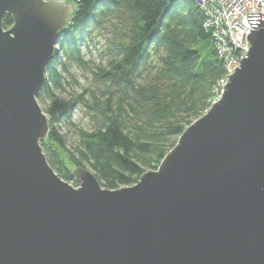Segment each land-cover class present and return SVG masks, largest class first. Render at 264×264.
<instances>
[{"label": "water", "instance_id": "obj_1", "mask_svg": "<svg viewBox=\"0 0 264 264\" xmlns=\"http://www.w3.org/2000/svg\"><path fill=\"white\" fill-rule=\"evenodd\" d=\"M64 1L0 0V264H264L261 12H248L261 27L222 98L157 170L107 189L83 166L71 185L41 145L37 97L74 12Z\"/></svg>", "mask_w": 264, "mask_h": 264}, {"label": "trees", "instance_id": "obj_2", "mask_svg": "<svg viewBox=\"0 0 264 264\" xmlns=\"http://www.w3.org/2000/svg\"><path fill=\"white\" fill-rule=\"evenodd\" d=\"M71 1L76 11L59 41L62 56L48 65L38 96L49 119L41 145L70 183L77 184L72 172L83 166L104 188L133 186L143 173L158 169L186 128L209 109L212 89L226 75L223 58L193 0ZM13 23L7 13L3 27ZM95 31L106 41L107 63L94 72L98 86L88 96L64 97L66 61L86 65L81 46ZM202 43L211 46L206 54ZM79 104L90 129L71 119ZM63 125L73 127L71 144Z\"/></svg>", "mask_w": 264, "mask_h": 264}, {"label": "rangeland", "instance_id": "obj_3", "mask_svg": "<svg viewBox=\"0 0 264 264\" xmlns=\"http://www.w3.org/2000/svg\"><path fill=\"white\" fill-rule=\"evenodd\" d=\"M67 1H69L72 4V6L74 7V12L71 14L70 19L67 21V23H66V25L64 27L65 29L63 28L64 30L62 29V31H61V36H60V38L58 40V43L55 46V49H56L55 55H54V58L51 60V62L55 59V57H57V56L59 57V55H61V50H60L61 46L59 45V41H60L62 35L64 34V32L66 31V28L68 29L69 26H71L72 23H73L72 19L74 17L73 15H74V13L76 11V4H74L71 0H65L64 3H66ZM193 1L196 3V5H198V1L197 0H193ZM198 7H199V5H198ZM13 25H14V23L12 24V26ZM12 26H10L8 29H5L4 27L3 28L6 31V30H10V28ZM260 27L261 26H259L258 28H255V30H258ZM204 28L210 32L214 43L217 44V40L216 39H219L218 36H217L220 33L219 28L218 27L217 28L216 27H209L208 28L206 26V24H204ZM80 40H81V37H80ZM87 42H88V45H87ZM87 42L86 43L84 42L83 45L81 46V52H82V54L84 56V60L86 61V65L85 66L79 65L76 62L74 63L72 61H68V60L66 61V63H67L66 70H68V71L62 73L63 77H65V80H64L65 89H64V91H62L61 95L64 96V97H66V96L69 97L73 93H77V94L85 93L86 96H88L90 94V92L93 89H96L97 86H98V83L94 79V72L96 70H98V67H99L100 64L105 65L107 63L105 58L102 55V51L106 49V41H105V38H104L103 34H100V33H98V31L97 32L95 31L93 33V37H92L91 41L89 40ZM248 42H249V48H250V46H251L250 45V41L248 40ZM216 47H217V45H216ZM210 48H211V46L208 43H202L200 45V49H201L203 54H206V52H208L210 50ZM222 48L224 49V52H226V53L231 52V51H227L224 47H222ZM238 49H240L241 51L242 50L246 51L248 49V46H247L245 40H244V42L240 41V46L238 47ZM237 51H239V50H237ZM237 51H235V53L231 52V55H230L231 60H237V56H238V54H237L238 52ZM244 57H246V56H244ZM223 61H224L225 70H227L226 66H227V63H228L229 60H224L223 59ZM240 64H241L240 62L236 63V65L238 67H240ZM46 79H47V75H46ZM225 79L226 80L228 79V81H229V78L227 77V73H226V75L223 78H221L214 85V87L212 89V93H211L212 95H211V97L208 100V102L211 103V106L213 105V103L219 101L222 98L223 89H222V86L220 84H222V81L225 80ZM224 91H223V93H224ZM56 94L58 95L59 92L57 91ZM38 102L40 103V106L44 110V104L41 103L39 100H38ZM211 106L209 107V109L211 108ZM209 109L207 111H205V113L202 116H204L209 111ZM71 119L79 127H82V128H85V129H90L91 128L92 124H91L90 117H89L88 113L85 111L84 107L82 105H80V104L77 105L75 107V109L73 110V113L71 115ZM188 127H190V125ZM61 130L64 133L68 132V140H69L68 144L73 143L74 138H75L73 127H71V126L67 127L66 125H63ZM71 168H73V167H71ZM71 185H73L75 187H78V184H75V183H72V182H71Z\"/></svg>", "mask_w": 264, "mask_h": 264}, {"label": "built area", "instance_id": "obj_4", "mask_svg": "<svg viewBox=\"0 0 264 264\" xmlns=\"http://www.w3.org/2000/svg\"><path fill=\"white\" fill-rule=\"evenodd\" d=\"M197 1L200 9L205 15L206 26L208 28L218 27L220 30V33L217 35L219 39H216V45L220 56L224 60H229L226 66V73L227 77L229 78V75L235 72V67H237L236 63L240 62L242 57L246 56L247 52L249 51L247 34L250 32V29L254 30L255 28L250 25V22H248V12H261V20H264V0ZM244 40L248 46V49L246 51H241L240 49H238V47L240 46V41L244 42ZM222 47H224L227 51H231L233 53L239 50L237 51V60H231V52H224V49ZM227 83L228 79H225L222 81V84H220L223 91Z\"/></svg>", "mask_w": 264, "mask_h": 264}, {"label": "bare ground", "instance_id": "obj_5", "mask_svg": "<svg viewBox=\"0 0 264 264\" xmlns=\"http://www.w3.org/2000/svg\"><path fill=\"white\" fill-rule=\"evenodd\" d=\"M44 140H45V139H44ZM42 141H43V140H42ZM42 141H41V142H42Z\"/></svg>", "mask_w": 264, "mask_h": 264}]
</instances>
